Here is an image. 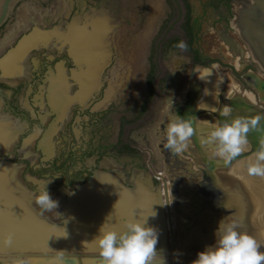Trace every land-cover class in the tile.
Here are the masks:
<instances>
[{
    "label": "flooded vegetation",
    "instance_id": "af4514ba",
    "mask_svg": "<svg viewBox=\"0 0 264 264\" xmlns=\"http://www.w3.org/2000/svg\"><path fill=\"white\" fill-rule=\"evenodd\" d=\"M260 1H9L0 23V173L36 195L45 186L54 200L100 165L126 177L151 174L159 158L167 180L165 169L183 157L163 143L171 99L170 111L195 130L185 153L198 142L203 169L229 168L201 141L222 120L264 121L262 71L238 25ZM90 36L99 50L92 73ZM253 128L247 134L258 142ZM150 176L163 199L161 179Z\"/></svg>",
    "mask_w": 264,
    "mask_h": 264
},
{
    "label": "water",
    "instance_id": "95a60500",
    "mask_svg": "<svg viewBox=\"0 0 264 264\" xmlns=\"http://www.w3.org/2000/svg\"><path fill=\"white\" fill-rule=\"evenodd\" d=\"M9 1L11 0H3L0 10V23L5 17ZM246 17L245 19L241 17L238 25L241 27L244 36L246 35V41L248 40L250 43L251 56L258 64L255 67H259L262 71L257 72L258 78L262 83L264 81V0L252 7L251 10H248ZM260 120L256 125L258 131L256 137H259V139L263 138L262 135L264 134V121ZM194 133L195 130L193 131ZM246 135V146L248 148H245V145H243L244 150L228 163L230 166H233L239 160L255 156V150L259 147V141L252 140L251 133ZM188 152L193 156L187 155L185 150H182L179 154H182L183 157L179 156L180 158L177 159L175 168L170 167L169 170L165 169L169 181L170 205L168 204L167 188L163 181V198L166 203L167 224L169 228L173 224L175 226L174 229L179 234L180 264H190V261L195 258L198 250H202L206 244L213 243V230L217 225V221L223 216L226 221L237 219L239 230L246 231L254 236L261 244V251H264V229L262 228L264 209L259 213L263 202H260V197L253 189V186L245 182L243 177L239 176L238 178L237 173L231 174L230 170L232 167L226 168L220 166L217 167L218 169L214 173H211L208 167H206L207 169H203L202 153L194 155V149H189ZM216 158L217 162H223L222 158L218 156ZM192 160L194 163H197V166L195 164L190 166ZM0 163L3 164L2 167H6L5 163ZM102 168L107 167L100 165L98 168L91 170L89 179L83 183H76L73 192H71L72 195L76 194L80 196L81 194L82 196L90 190L89 186L91 184L99 185V187L103 186L101 192L97 193V196L95 191H93L90 198H85L86 204L84 200L74 199L70 203L67 202L66 205L64 203L56 205L57 208L60 207V213L55 218H73L74 224L71 226H64L63 220L61 223L51 222V220L46 218V214H44L47 211L49 212V210L42 209L41 211L40 206L31 199L23 202L20 201V197H28L35 190H31L18 181L16 183L13 182L10 179L12 176L7 175L9 179L7 178L6 182H8L10 187L4 189L3 194L0 196V264H26L25 257L27 256L50 257L48 259L51 261L49 264H56L53 258L61 259L62 263L66 258H76V264H89L92 260L89 261L88 259L94 258V260L96 259L95 263L98 260L103 264V259L98 253L93 238L97 234L98 228H93L90 230L92 233H88L89 224L87 222L89 221V216L95 215L100 218L96 222L103 223L105 211L113 208L103 210L98 201H101L102 197H105L106 200L109 199L110 197L107 194L111 191L117 202L116 204H118V206L114 207L116 208L115 212L118 218L116 221L113 218L110 222L108 221V227L113 223L111 228L117 231L122 230L126 219H132L131 214L134 213L133 218L141 222L145 220L148 225L158 228V225L163 222L161 214H158L159 216H151L152 213L146 207H142L144 205V198L139 200L131 194L137 193L134 191L136 187H140V184L135 183L134 177L141 176L144 179L150 180L151 176L145 171L137 170H132L133 175L131 174L126 177L121 174L115 176L104 171ZM127 169L125 168V170ZM192 170L194 172H191ZM151 174L153 177L157 176L154 170L151 171ZM99 176L110 177L119 188L113 190V187L112 189L109 188V183L100 185V181L98 180V183H96L95 178ZM26 180L33 184L39 183L30 174L29 177L26 175ZM154 187L157 186L154 185ZM188 193H191L193 198L184 199V196ZM13 196L14 200H16L14 204L12 203ZM145 202L147 204V201ZM152 203L153 206L151 207H154V212H160L158 207H156L157 203L154 200ZM84 204L85 206L81 207ZM171 214L173 218H171ZM158 217L159 219H157ZM2 218V221L6 222L5 224L2 223ZM6 224H8L7 230L4 229ZM169 240L168 251L170 249V257L173 260L172 264H177V259L174 258L176 241L172 232ZM159 250H161L162 255L165 257L166 264H170L167 245ZM85 252L92 253L87 258H84L83 254ZM71 263L74 264L73 261Z\"/></svg>",
    "mask_w": 264,
    "mask_h": 264
},
{
    "label": "clouds",
    "instance_id": "9594fccd",
    "mask_svg": "<svg viewBox=\"0 0 264 264\" xmlns=\"http://www.w3.org/2000/svg\"><path fill=\"white\" fill-rule=\"evenodd\" d=\"M178 47L183 48L185 45L180 42ZM172 103L171 99L163 109L168 114L162 130L163 143L165 148L180 153L194 128L190 118L170 111ZM228 112L225 108L224 114ZM260 119L259 115H254L222 120L207 131L201 143L212 146L213 155L222 158L227 165L242 151V146L247 143L246 134ZM247 172L249 175L264 176V138L259 140L255 158L248 163ZM35 203L42 209L56 207V201L50 198L45 186L35 196ZM213 236V243L198 250L190 264H264V251H261L260 242L246 231L239 230L237 219L226 221L224 216L220 218ZM93 238L103 264H166L161 250L156 248L158 231L145 220H126L120 231L105 227L102 223ZM179 256L180 253L176 251L174 258L179 260Z\"/></svg>",
    "mask_w": 264,
    "mask_h": 264
},
{
    "label": "bare ground",
    "instance_id": "6f19581e",
    "mask_svg": "<svg viewBox=\"0 0 264 264\" xmlns=\"http://www.w3.org/2000/svg\"><path fill=\"white\" fill-rule=\"evenodd\" d=\"M201 80H202V78H201ZM204 81H205V79H203ZM202 83H203V81H202ZM202 91L204 92V88L202 89ZM233 103V102H232ZM231 103V104H232ZM236 104H237V102H236ZM232 107V106H231ZM231 111V110H230ZM164 114L165 113H162V111H161V114H160V117L162 118L163 116H164ZM230 115V114H229ZM214 120V119H213ZM215 124V121H212V124H210V125H214ZM196 128H198V127H196ZM197 130V129H196ZM199 134V133H198ZM195 144V145H194ZM194 144H193V142H192V145L194 146V155H198V154H200L201 153V151L200 150H202V149H199V148H197L199 145V143L197 142V143H195L194 142ZM201 145V144H200ZM187 147V146H186ZM186 147L184 148V149H186ZM245 148H247V146L245 145ZM211 149V148H210ZM209 149V150H210ZM188 150H189V148H188ZM190 150H192V149H190ZM244 150V146H242V151ZM203 152H204V149H203ZM211 154V153H210ZM255 158V156H251V157H249V159H243V160H239V161H237V162H235L234 164H233V166H230V167H232L231 168V170H230V172H231V174H233V173H237L236 175H237V177L239 178V176H241V177H243L244 178V181L245 182H248V184L250 183L252 186H253V189L255 190V192L258 194V196L260 197L259 199H260V202H263L262 203V205H261V207H260V212L259 213H261L262 211H263V209H264V176H260V180L259 179H257V178H253L252 177V175H249L248 174V172H245V171H247V165H248V163L249 162H251L253 159ZM211 160V159H210ZM216 161V160H215ZM210 162V161H209ZM192 163V162H191ZM220 163V162H219ZM218 164V163H217ZM243 164H245V166L246 167H244V171L242 170L243 169ZM217 166V165H216ZM219 167V166H218ZM214 168H216V167H214ZM216 170V169H215ZM155 174H157V176H155L157 179H161V181H162V183H163V181H164V185L166 186V188H167V194H168V200H169V202H170V196H169V192H170V190H169V186H168V184L166 183V181L168 180V178H167V180H165V178H163L162 176H161V173H156L155 172ZM96 179V180H95ZM94 180L96 181V183H98L97 182V180L98 181H100L99 182V184L100 185H102V184H108L109 185V188H112L113 187V190H114V187L115 186H117L118 188H119V186L116 184V182L113 180V179H111L110 177H98V178H95ZM134 179H135V183L137 184H140V187H136V189H135V191L134 192H137V193H131V194H133L137 199H142V198H144L143 200V202H144V205L142 206L143 208L144 207H146L148 210H149V212H151L152 213V215L151 216H159L158 214H161V219H162V223H160L159 225H158V228H156L155 226V228L157 229V231H158V241H157V245H156V247L157 248H159V249H161V248H164V247H166V245H167V251H168V248H169V244H170V240H169V238H170V235H171V232H172V235L174 236V238H175V241H176V237H178V235L179 234H177V231L174 229V225L172 224V227H170L169 228V226H168V224H167V217H166V203H165V200H164V198L162 199L161 198V195H160V193H159V187H154V185L152 184V182L150 181L151 180V177H150V180H147V179H144V178H142L141 176H138V177H134ZM7 181V176L6 175H4V174H2V173H0V195L2 194V192L4 191V189H6V188H8V187H10V185L8 184V182H6ZM95 181H94V183H95ZM169 182V181H168ZM16 183V182H15ZM92 183H93V181H92ZM110 183H113L112 184V187L110 186ZM103 187V186H102ZM101 186L99 187V185H90L89 186V191L88 192H86L85 194H83L82 196H81V194H80V196H78V195H76V194H74V195H72L71 194V192H73V190H70V189H66V191L64 192V194H63V192L61 193V194H59V195H57V197H56V199L55 200H57L56 201V205L57 204H59V203H64L65 205L67 204V202H71V201H73L74 199H76V200H84V203L86 204V201H85V198H90L91 196H92V192L93 191H95V193H96V196H97V193L99 194V192H101V188H102ZM108 187V186H107ZM163 187V186H162ZM97 188V189H96ZM143 190V191H142ZM141 191V192H140ZM163 192V195H164V190L162 191ZM35 196H36V193L34 192L33 194H31L30 196H28V197H20V201H28V200H33V201H35ZM51 198V197H50ZM189 198H190V196H189ZM15 198H14V196H13V201H12V203L14 204V203H16V200H14ZM153 200L157 203V205H156V203H155V205H156V207H158V209H159V211L160 212H157V213H155L154 211H155V209H154V207H151V206H153ZM145 201H147V204H145L146 202ZM168 202V204L170 205V203ZM85 204L84 205H82L81 207H84L85 206ZM113 204V203H112ZM111 205V204H110ZM128 206V205H127ZM113 207H115V206H113ZM262 209V210H261ZM49 210V212L47 211V213H44V214H46V218H48L49 220H51V222H57V223H61L62 222V220H63V225L64 226H71L72 224H74V219L73 218H60V219H56L55 217L57 216V215H59V213H60V207L59 208H57V207H55V208H53V209H48ZM41 211H42V209H41ZM90 211V210H89ZM110 211V210H109ZM154 212V213H153ZM113 213V212H112ZM111 213V214H112ZM84 215H86V214H84ZM113 215V214H112ZM114 215H115V217H113V219L116 221L117 220V213L116 212H114ZM110 217H111V215H110ZM131 217L133 218L134 217V213H132L131 214ZM97 218V217H96ZM171 218H173L172 217V214H171ZM4 219H6V218H4ZM110 219H112V218H110ZM157 219H159V217L157 218ZM3 220V218L1 219V221ZM107 220V219H106ZM127 220V219H126ZM258 220H260L259 218H258ZM109 221V220H108ZM172 221H173V223H174V220L172 219ZM262 228L264 229V216H263V219H262ZM2 223L3 224H5L6 222L5 221H2ZM105 225V224H104ZM8 226V224H6L5 225V228L4 229H6V227ZM118 227H119V225H118ZM7 230V229H6ZM75 233V232H74ZM8 234H9V232H8ZM74 237V236H73ZM36 239V238H35ZM34 240V239H33ZM169 242V243H168ZM177 242V241H176ZM176 244V243H175ZM176 246V245H175ZM12 253H14V252H12ZM92 252H85L84 254H83V257L84 258H87L88 257V255L89 254H91ZM165 254V253H164ZM45 258V259H44ZM50 257H42V256H27V257H25V262H26V264H49L51 261L50 260H48ZM80 259H82V258H80ZM53 260H55V262H56V264H73V263H71V261H73L74 262V264H76L77 263V261H76V258H74V259H70V258H66V262L65 261H63V263H62V260L61 259H59V258H53ZM75 260V261H74ZM94 260V259H93ZM89 264H99V261L97 260V263H95V260H94V262L92 263H89Z\"/></svg>",
    "mask_w": 264,
    "mask_h": 264
},
{
    "label": "rangeland",
    "instance_id": "374dc122",
    "mask_svg": "<svg viewBox=\"0 0 264 264\" xmlns=\"http://www.w3.org/2000/svg\"><path fill=\"white\" fill-rule=\"evenodd\" d=\"M90 44H89V49H88V55H89V57H92L91 59H90V63H89V66H90V73H92L94 70L92 69L93 68V66H94V62H98L99 60L97 59V57L99 56V50H98V44H97V42L95 41H93V38L90 36ZM181 95H182V93H181ZM214 105H216V103L214 104ZM204 124H207V122L206 123H204ZM157 128V127H156ZM155 130V129H154ZM154 148H156V147H154ZM158 159V161L156 162V163H154V168H155V171H156V173H161V176L163 177V173H162V171H161V167L163 166L162 165V162H160L161 160H159V158H157ZM156 159V160H157ZM143 161L145 162V159L143 158ZM245 172H247V171H245ZM149 175H151V174H149ZM164 177H165V175H164ZM252 177L253 178H257V179H259L260 180V176H254V175H252ZM48 178L50 179V180H52L53 181V177L51 176H48ZM157 180V179H156ZM160 180V179H159ZM51 183V182H50ZM166 183L167 184H169V182H168V180L166 181ZM113 184V183H112ZM112 184H110V186L112 187ZM159 184H161V180L159 181ZM112 189V188H111ZM115 189H118V187L117 186H115L114 187V190ZM2 194H3V192H2ZM1 194V195H2ZM0 195V196H1ZM110 198L109 199H105V197H102V200L101 201H98L100 204H101V208H103V210H105V209H107V208H113V209H111L110 211L109 210H106L105 211V213H104V217H103V225L106 227H108L109 226V223H108V220H109V222L112 220V219H110V218H113V217H115V215H114V212L116 211V208H114L113 206H118V204H116L117 202L115 201V198H114V195H113V192L111 191V192H109L108 194H107ZM111 198H114V199H111ZM1 199V198H0ZM113 203V204H112ZM111 204V205H110ZM41 208V207H40ZM42 209V208H41ZM113 212V213H112ZM113 215H112V214ZM110 215H111V217H110ZM97 216H95V215H91V216H89V221L87 222L89 225H91V226H89L88 225V233L90 232V230H92L93 228H99V226L102 224V223H98V222H96L97 220H99L100 218L99 217H97ZM107 219V220H106ZM113 224V223H112ZM111 224V225H112ZM111 225H110V227H111ZM90 233H92V232H90ZM176 241L177 242H175L176 244V246H175V250L176 251H178V252H180V249H179V245H180V241H179V239H178V237H176ZM170 242V241H169ZM168 242V243H169ZM169 260H170V264H172V259H171V257H170V249H169ZM94 258H91V259H88L89 261H91L92 260V262H94V260H93ZM75 261V260H74ZM95 262H96V259H95ZM100 263V262H99ZM181 263V260H180V256H179V260H177V264H180ZM101 264V263H100Z\"/></svg>",
    "mask_w": 264,
    "mask_h": 264
},
{
    "label": "crops",
    "instance_id": "0c3cea01",
    "mask_svg": "<svg viewBox=\"0 0 264 264\" xmlns=\"http://www.w3.org/2000/svg\"><path fill=\"white\" fill-rule=\"evenodd\" d=\"M204 73H206L207 76H211V75H212V76H215V75H214L212 72H210V71H208V72H204ZM211 95H212L211 97H208V100H210V98L213 99V94L211 93ZM244 167H245V164H243V169H242L243 171H244Z\"/></svg>",
    "mask_w": 264,
    "mask_h": 264
}]
</instances>
